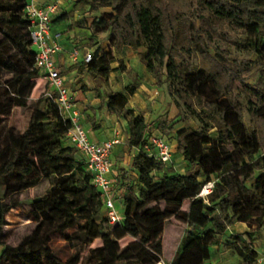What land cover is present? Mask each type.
Here are the masks:
<instances>
[{
    "label": "trees",
    "instance_id": "16d2710c",
    "mask_svg": "<svg viewBox=\"0 0 264 264\" xmlns=\"http://www.w3.org/2000/svg\"><path fill=\"white\" fill-rule=\"evenodd\" d=\"M192 2L198 24L174 13L166 0L86 1L90 13L100 14L90 23V31L94 36L107 34L110 43L108 51L100 46L86 62L91 75L125 71L123 61L112 67L114 49L130 47L158 88L167 85L178 109L182 98L196 99L202 108H188L199 129L177 131L182 156L190 166L182 175L172 168L165 171L167 165L147 150L151 125L128 107L127 96L135 94L136 86L129 84L124 92L108 95V111L128 118V143L138 151L130 169L118 171L114 185L124 206L121 231L138 240L130 248L136 264H155L163 258L162 232L173 223L183 235L171 264H205L221 245L239 257V264H258L255 235L264 227V0ZM29 3L0 0V36L6 41L5 51H0V70L27 75L20 87L12 84L15 97L4 89L8 101L0 102V118L10 115L15 102L28 104L41 79L32 63ZM66 18L68 14H60L57 20ZM226 30L252 36L257 60L239 63L219 47L213 54L210 41L215 35L239 44ZM190 47L198 51L208 70L191 69L179 61ZM255 68L260 77L251 84ZM236 87L247 95L246 107L237 99ZM47 88L45 83L43 96L35 103L38 116L20 136L19 146L10 142L0 146V264H82L80 253L63 260L50 244L52 235H65L71 229H77L75 235L86 244L102 240L99 252L104 253L95 264H119L124 250L113 238L101 192L83 155L68 140L69 123L45 96ZM246 111L258 125L254 130L244 121ZM43 181L48 182L43 193L30 200L21 197ZM210 183L212 190L202 196ZM26 203L31 206L34 228L12 244L4 239L7 216ZM237 223L249 225L247 238L229 235L224 243Z\"/></svg>",
    "mask_w": 264,
    "mask_h": 264
},
{
    "label": "rangeland",
    "instance_id": "374dc122",
    "mask_svg": "<svg viewBox=\"0 0 264 264\" xmlns=\"http://www.w3.org/2000/svg\"><path fill=\"white\" fill-rule=\"evenodd\" d=\"M69 2H71V4H69ZM69 2H67L66 6H64L67 11L74 9L75 7L77 9L83 8L81 4L80 6L79 4H77L78 6H75V3L72 0H70ZM166 2L172 8L174 13H178L186 18H191L197 24L199 23V19L197 18V14L195 12V4L192 2V0H166ZM262 30L264 31V28ZM226 33H228V35L232 39H238L239 44L236 45L233 42H229V38H226V36L215 35V37L210 41L211 52L213 54L215 52V48L219 47L231 52L233 57L236 58L239 63H243V61L245 60H257L258 53L253 48L252 36L243 32L234 33L229 30H226ZM102 41L103 45L101 47L104 48L106 47V43L108 41L107 37L102 38ZM5 43L6 41L2 36H0V51H5L3 48V45ZM141 51H143V49H141ZM8 57L9 55H5L6 59H8ZM179 61L184 62L186 65H189V68L191 69H209L208 64L203 61L202 57L194 47H190L185 57L180 58ZM134 75V73L128 75V81L134 79ZM26 76V73H23L17 77L12 72L0 70V102L6 104L8 101L7 96H5L4 92L5 88H8L10 95H13V97H15V93H13L12 91V84L15 83L18 87H20ZM259 77V69L255 68L250 83L255 84L258 81ZM43 82V79H40V88L34 91V94L32 95V98L29 100L28 104L21 105L18 102H15L10 115L2 116L0 118V146H3L7 142H10V144L13 146H19L20 136L29 125V123L36 119L38 116L35 108V103H37V101L43 96V91L45 88V85L43 88L41 87L43 85ZM155 85L157 86L156 81ZM158 90L162 93V95L159 100H154L152 102L150 114L153 115L154 118L159 117L168 119L166 122L160 124L158 128L156 127L155 132L158 133V136L164 135V139L166 140L170 139L172 148L174 150V157L172 161L166 167H164V170L167 171L172 168L174 171L185 174L188 172L190 166H188L187 164L184 166L183 164L182 146L178 142L177 131L180 128H184L186 130L199 129L200 123L190 115L188 108L190 106L196 111H200L202 110V108L198 104L196 99L182 98L179 99L180 108L178 109L174 103V97L167 89V85L163 90L160 88H158ZM235 95L237 99L241 101L242 105L246 107L248 103L247 95L237 87L235 88ZM244 121L250 130H254L256 126H258L247 111L245 113ZM161 125H163V128H160ZM131 150L132 149L128 143V140H125L121 150V153H123V155L116 154L115 158L125 160L126 163H128V161H133L135 156L132 155ZM133 177L137 182V176L133 175ZM252 185L253 182L248 183L249 187H251ZM47 187L48 182L43 181L38 187L30 189L27 193L21 195V197L23 199L30 200L35 195L43 193ZM115 203L117 209L119 208L120 214H123V203L119 200H116ZM30 210L31 206L26 203L22 208L15 209L8 214L7 221L9 225L5 228L7 236L4 238L6 241L12 244H18L22 240L23 236L34 228V224H32L31 220L29 219ZM239 224L237 228L229 229L228 234L224 239V243L229 240V235H240L247 238V234L250 232L249 225L243 223ZM252 226L256 227L257 224L254 223ZM76 231L77 229H71L65 235H52L50 243L52 248L63 260L68 259L74 253H80L82 264L97 263L99 257L104 253L99 252L103 245L102 240L98 239L91 244H86L84 241H81L77 238V236L75 235ZM111 231L113 234V238L119 241L121 247L124 250L119 264H136L135 259H132L130 257L132 253L130 248L133 247L135 243H138V240L127 237L121 231L120 224L115 226L112 225ZM181 233L182 231L176 223L171 224L166 230L162 232V243H164V254L162 255V257L166 261H168L169 264L171 262L173 254L175 253L176 245L178 244L179 240H181ZM255 236V251L258 256L261 257L264 255V227ZM2 251L3 247L0 246V256L2 255ZM239 262L240 259L238 256L234 255L233 252L226 248L224 245H221L213 249L212 259L206 264H239Z\"/></svg>",
    "mask_w": 264,
    "mask_h": 264
},
{
    "label": "crops",
    "instance_id": "0c3cea01",
    "mask_svg": "<svg viewBox=\"0 0 264 264\" xmlns=\"http://www.w3.org/2000/svg\"><path fill=\"white\" fill-rule=\"evenodd\" d=\"M32 1L37 6H46L54 0H30V2ZM69 1L70 0L60 1L59 12L57 16H55L52 25V34L55 40L63 47V50L56 56V66L64 79L65 86L68 88L74 103L81 112L82 124L88 132L90 140L93 143L101 144L115 138L120 139V144L114 148L111 155L113 166L109 178L114 181L115 184L118 171L121 169H130L133 161H128V163H126L125 160L115 158L116 154L123 155V153H121L122 145L125 140H129L130 135L128 118L125 115L111 114L108 111V95L112 92H124L129 84L135 85L137 88L135 94L127 96L128 107L133 109L136 115L143 116L151 125V132L157 135L158 133L155 132V128H158V125L166 122L168 119L159 117L154 118L153 115L150 114V111L152 102L154 100H159L162 93L158 90L154 78L148 73L145 65L141 63L138 52L130 47L114 49L116 62L112 67L116 69L119 66V61H124L126 66L125 71L116 70L104 77L91 75L85 69V53L95 52L98 47L103 45L102 38L107 37L108 39V35L94 36L90 31V23L94 18L99 17L100 14L90 13L88 11L89 6L86 3L87 0H72L75 6H78L77 4L80 6L81 4L83 8L77 9L75 7L67 11L64 6H66ZM69 4H71V2H69ZM60 14H68V18L63 21H58L57 18ZM109 48L110 43L107 41L106 47H104L103 50L108 51ZM76 49L81 52V57L78 61L72 59V53ZM131 73H134L135 77L133 76L134 79L128 81L127 76ZM44 85L45 82H43L41 87L43 88ZM38 88H40L39 84L36 89L38 90ZM131 149L132 155L136 156L138 151L134 148ZM182 160L185 166L187 163L184 158H182ZM115 199L122 202L119 193L116 194ZM115 207L116 210L119 211L116 203ZM121 215L123 217V214ZM238 224L239 223L235 224L232 228H237ZM182 235L183 234H181V239ZM180 241L181 240H179L176 245L175 252L179 247Z\"/></svg>",
    "mask_w": 264,
    "mask_h": 264
},
{
    "label": "built area",
    "instance_id": "2783aa9c",
    "mask_svg": "<svg viewBox=\"0 0 264 264\" xmlns=\"http://www.w3.org/2000/svg\"><path fill=\"white\" fill-rule=\"evenodd\" d=\"M61 0H54L46 6H37L33 1L26 8L30 20V37L32 47L35 51L33 65L41 74V79L47 84L45 92L57 106L63 120L69 123L68 140L84 157L87 168L93 173V184L100 190L101 197L106 208V216L113 226L121 224L122 215L115 207L114 181L109 178L112 170L111 155L114 148L120 144V139L115 138L101 144L93 143L82 124V115L73 98L65 86L64 79L56 66V56L63 50V47L55 40L52 34V25L55 16L59 12ZM81 57L80 50L72 53V59L78 61ZM92 59V53H85V61ZM154 158L168 165L173 159V150L170 143L162 136L152 135L147 145ZM213 184L210 183L201 195L210 193ZM155 264H169L161 258ZM171 264V262H170ZM258 264H264V255L258 258Z\"/></svg>",
    "mask_w": 264,
    "mask_h": 264
},
{
    "label": "bare ground",
    "instance_id": "6f19581e",
    "mask_svg": "<svg viewBox=\"0 0 264 264\" xmlns=\"http://www.w3.org/2000/svg\"><path fill=\"white\" fill-rule=\"evenodd\" d=\"M204 190V189H203ZM205 191V190H204Z\"/></svg>",
    "mask_w": 264,
    "mask_h": 264
}]
</instances>
